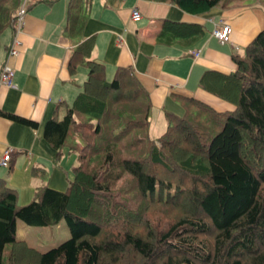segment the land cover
Masks as SVG:
<instances>
[{"label": "trees", "instance_id": "16d2710c", "mask_svg": "<svg viewBox=\"0 0 264 264\" xmlns=\"http://www.w3.org/2000/svg\"><path fill=\"white\" fill-rule=\"evenodd\" d=\"M19 1L0 0V34L13 31ZM150 1L200 16L241 0ZM87 5L69 1L68 39L80 38ZM204 33L197 23L164 21L155 40L189 46ZM92 47L89 38L72 49L67 71L73 77L83 68L85 79L72 103L61 105L63 116L55 109L42 131L56 158L75 155L65 191L44 183L18 206L15 190L0 179V264H264V28L232 57L234 72L206 70L198 79L232 109L170 95L183 113L164 112L166 126L155 139L147 92L128 67L106 81ZM0 117L37 128L3 111ZM60 222L69 239L44 252L16 237V223Z\"/></svg>", "mask_w": 264, "mask_h": 264}, {"label": "crops", "instance_id": "0c3cea01", "mask_svg": "<svg viewBox=\"0 0 264 264\" xmlns=\"http://www.w3.org/2000/svg\"><path fill=\"white\" fill-rule=\"evenodd\" d=\"M69 1H28L16 56L6 58L13 31L5 29L0 34V68L7 62L13 71L11 87L0 84V111L37 124L31 129L0 117V160L7 149L12 150L8 167L0 166V179L15 190L18 206L31 201L36 187L45 183L63 192L72 179L73 156L63 152L56 158L42 131L55 109H59L61 118V105H70L80 91L86 72L78 68L71 77L66 68L80 40L92 39L91 59L104 65L105 78L107 74L112 77L118 67L130 68L149 96L148 133L155 139L159 135L154 137L152 133L161 134L165 129L164 112L177 116L183 113L170 95L192 97L210 107L215 104L216 111L231 110V105L201 90L198 79L206 70L234 72L232 57L264 28V6L259 0L233 2L200 16L185 14L170 2L88 0L82 11L86 19L81 36L70 40L63 33ZM133 10L139 19H131ZM164 21L197 23L205 33L189 46L163 45L155 37ZM219 21L230 28L229 41L224 44L211 35ZM26 231L16 223V237L20 232L19 239L27 240Z\"/></svg>", "mask_w": 264, "mask_h": 264}, {"label": "built area", "instance_id": "2783aa9c", "mask_svg": "<svg viewBox=\"0 0 264 264\" xmlns=\"http://www.w3.org/2000/svg\"><path fill=\"white\" fill-rule=\"evenodd\" d=\"M29 0H20L19 5L17 8V11L15 13V24L13 29V35L11 38V41L7 47V53L6 58L13 57L17 55V47L20 46V41L18 39V34L21 31V28L23 26V17L26 13V8ZM131 19L137 20L139 19V14L136 10H133L131 12ZM229 34H230V28L227 24H225L223 21H219L217 25L213 28L211 31L212 37H214L217 42L220 44L227 43L229 41ZM193 56L196 57L197 53H193ZM13 76V71L11 67L7 64V62H4L0 68V84L10 88L11 87V80ZM12 150L7 149L4 154L1 157L0 160V166L7 168L9 161L11 159Z\"/></svg>", "mask_w": 264, "mask_h": 264}, {"label": "rangeland", "instance_id": "374dc122", "mask_svg": "<svg viewBox=\"0 0 264 264\" xmlns=\"http://www.w3.org/2000/svg\"><path fill=\"white\" fill-rule=\"evenodd\" d=\"M241 1H243L244 3H247V4L252 3V2L253 3L256 2V0H241ZM259 1L262 3V6H264V0H259ZM237 3H239V2H237ZM237 3H235V4H237ZM82 70L85 73L84 69H82ZM110 80H111V76H109L107 74L106 81H110ZM82 81H84V80H82ZM211 105H213V107H214L215 104H211ZM152 134L155 135L154 137H156V136L160 135V132L155 131ZM72 156H73L72 158L75 160V155H72ZM74 165H76V161H75ZM121 184L122 183L120 182L118 184V187ZM157 221H158V218L154 219V221L150 225L152 227H156L157 225L160 224ZM24 228L27 229L26 233H24L27 240H24V241L27 243V245L29 247H32V248H34L40 252H44L48 249L54 248V247L58 246L60 243L69 239V237H70L69 232H68L64 222H60L57 225V227H51V228H34V227H24ZM18 234L19 235L17 236V239H19V236H21L20 232H18Z\"/></svg>", "mask_w": 264, "mask_h": 264}]
</instances>
